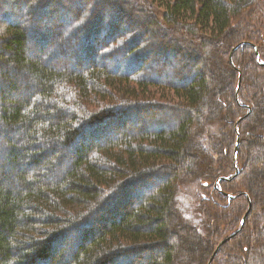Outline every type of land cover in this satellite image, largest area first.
<instances>
[{
  "label": "trees",
  "instance_id": "1",
  "mask_svg": "<svg viewBox=\"0 0 264 264\" xmlns=\"http://www.w3.org/2000/svg\"><path fill=\"white\" fill-rule=\"evenodd\" d=\"M77 1L66 22L75 0L0 6V83L27 92L0 93V264H207L247 198L213 264H264V62L241 22L258 0ZM167 49L191 67L145 66Z\"/></svg>",
  "mask_w": 264,
  "mask_h": 264
},
{
  "label": "rangeland",
  "instance_id": "2",
  "mask_svg": "<svg viewBox=\"0 0 264 264\" xmlns=\"http://www.w3.org/2000/svg\"><path fill=\"white\" fill-rule=\"evenodd\" d=\"M6 1H9V0H6ZM19 1H21V0H17V3ZM76 1L77 0H75V2H73V6L71 8H69L70 12H67L66 17H65V22L71 16V11L73 12V11H75L77 9H80L79 5L76 4ZM82 1L83 0H79L77 2H79L81 4ZM58 2H63V0H58ZM4 4H5V0H0V6L5 7ZM258 4H260V6H261V11H256V9H254L255 12L253 10H251V12L247 13L248 12V10H247L244 13L245 15H243L241 17V19H242L241 22L245 21L244 29L246 31H248L250 33V35H252V37H249L248 36V38L254 44V46L257 47V49H258V51L260 53V56H261L260 57V60H263V62H264V28L262 27V29H263L262 30L259 27V23H260L261 19H263V21H264V12H263L264 11V0H258ZM101 8H105V7L102 6ZM253 15H254V17L252 18ZM21 16L24 17V12L21 13ZM255 19L257 20V22L254 24V22L252 20H255ZM19 21H20V19H18L17 22H19ZM105 21H106V19H105ZM65 24L66 23H64V26H66ZM98 24H100V27H101L100 30H102L103 29L102 24L101 23H98ZM257 33H258V35H257ZM253 44H251V46ZM157 50L161 51V48L158 47ZM29 51L32 53L31 55H32L33 58L39 55V51L36 48H33L32 46L29 47ZM160 53H162L161 54V57H159L158 53H155V56L150 55L149 57H147L148 58V61H147V64L145 66H152L153 64H156V63H154V60H153L155 58V60L156 59H159V64H160V66H161L162 69L164 68L166 72H170L169 69H168L169 66H170L169 64H171V65H173L175 67H177V66L179 67V66H182V65L184 66L185 63L188 62V61H186L185 63L182 64L181 61H179V59L176 56H175L176 58L173 59V57L171 56V53L172 52H170L168 49L167 50H164L163 52H160ZM255 54H256V52H255ZM157 55H158V57H157ZM68 57L69 56H65V58H68ZM142 60L144 61L145 59L142 58ZM6 61H7L6 59L0 60V65L4 66L6 68ZM191 63H192L191 61L188 62V68L187 69H189L191 67ZM185 67H187V66H184V68ZM8 68L11 69L12 68V65H8ZM8 74L9 75H7V77L5 78V80H3V84H5V86H2V80H1V83H0V93H2V91H1V89H2L4 91V95H6V96H10V97L12 96V97H16V98H19V99H22V98L27 97V92H26V94H24L23 91L20 90V88L22 87V85L25 82L23 83L22 80H21V82H14L15 80L17 81V79H19L18 78L19 75L16 74V73L13 74L11 72H9ZM193 75H196V74H193ZM7 80H11L12 82L18 84L19 85V90L18 91H11L10 89H8V87H6V86H8L6 84ZM155 92H156V94H154V95H156L157 97L164 96V94H163V92L161 90H153V92H149V93L152 94V93H155ZM157 93L161 94V96L158 95ZM150 109L153 110L152 107ZM144 114H146V113H144ZM144 114H142L141 116H143ZM166 114L167 113H165V112H163L161 110H156L152 114V115H154V119L151 118L152 119V122L155 123V124L159 123V125L164 126V127H165V125L166 126H169V124H168V122H170L169 120H173V119H175V117L172 118L170 116H166ZM149 116H151V115H149ZM163 116H165V117H163ZM132 124L133 123L130 122V126L128 128H131L132 127ZM142 126H144V124ZM6 174H8V173H6ZM153 183H154V181H152V184ZM185 192H187V193L182 194V196H181V194H179V196L177 198V200H178L177 206L180 208V211L179 212H180L181 216L183 218H185L187 221H190V222L194 223V222L197 221V218H196V216L194 215V212H193V203L195 202L194 194L192 193L193 191H185ZM145 193H147V191ZM188 193H190V195H192V197L189 196ZM185 194H187V196ZM180 196H181V198H180ZM135 198H137V197H135ZM122 199H124V197ZM122 199L120 197L117 201L120 202ZM115 209H116V207H115ZM120 211H121V208L116 209V212H120ZM229 234H231V233H228L227 235L221 236V238H219V240H217V243H219V241H221V239L225 238V236H228ZM217 243L215 242V244H217ZM139 263L140 262L137 261L134 264H139Z\"/></svg>",
  "mask_w": 264,
  "mask_h": 264
},
{
  "label": "water",
  "instance_id": "3",
  "mask_svg": "<svg viewBox=\"0 0 264 264\" xmlns=\"http://www.w3.org/2000/svg\"><path fill=\"white\" fill-rule=\"evenodd\" d=\"M245 44H248V43H243V44L237 45L236 47H234V48L232 49L231 54H230V62H231L232 65H233V62H232L233 54H234V53H235V52H236V51H237L242 45H245ZM252 47L255 49V52H256V56H257V58H259V51H258L257 47H255L254 45H252ZM241 82H242V80H241V74H239V83H238V87H237V90H236V96H237V98L239 97L238 95H239V91H240V88H241ZM249 114H250V113H249ZM249 114H247L246 116H244L243 118H241L239 121H237V122H236V125H235V128H237V126H238L242 121H244L246 118H248ZM240 143H241V142H240V135L238 134L237 141H236L235 148H234V154H233V160H234V165H235V169H236L235 175H234L231 179H228V178H221L220 181H228V180L232 181V180H234V179L239 175L240 170H239V167L237 166V159H238V155H239V151H240ZM218 182H219V181H218ZM218 182L216 183V187H217ZM224 195L228 196L230 200H233V199L236 197V196H231V195H229V194H224ZM247 200H248V203H249V207H248L247 212H246L245 215L243 216V219H242V222H241V227H240L239 231H237L235 234H233V235L227 237L226 239L220 241V243H219L218 246L216 247V249H215L213 255L211 256V258H210L208 264H213V262H214L215 258L217 257V255H218V253H219L221 247L224 246V245H226L228 242H230V241L236 236V234H237L238 232H240V231L244 228V226H245V224H246V222H247V219H248V217H249V215H250V213H251V211H252V207H253V206H252V202H251V200H250L249 198H247Z\"/></svg>",
  "mask_w": 264,
  "mask_h": 264
},
{
  "label": "bare ground",
  "instance_id": "4",
  "mask_svg": "<svg viewBox=\"0 0 264 264\" xmlns=\"http://www.w3.org/2000/svg\"><path fill=\"white\" fill-rule=\"evenodd\" d=\"M236 52H237V51H236ZM236 52H235V53H236ZM235 53H234V54H235ZM230 54H231V53H230ZM234 54H233V55H234ZM229 62H230V56H229ZM232 62H233V58H232ZM233 63H234V62H233ZM230 64H231V62H230Z\"/></svg>",
  "mask_w": 264,
  "mask_h": 264
}]
</instances>
